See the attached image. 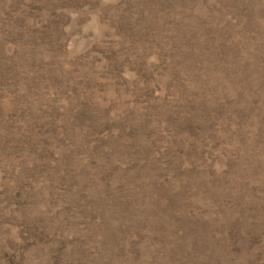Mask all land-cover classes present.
Masks as SVG:
<instances>
[{
	"label": "rangeland",
	"instance_id": "obj_1",
	"mask_svg": "<svg viewBox=\"0 0 264 264\" xmlns=\"http://www.w3.org/2000/svg\"><path fill=\"white\" fill-rule=\"evenodd\" d=\"M0 264H264V0H0Z\"/></svg>",
	"mask_w": 264,
	"mask_h": 264
}]
</instances>
